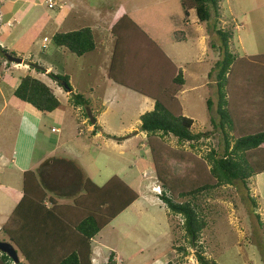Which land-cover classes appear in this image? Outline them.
Segmentation results:
<instances>
[{
	"label": "rangeland",
	"instance_id": "374dc122",
	"mask_svg": "<svg viewBox=\"0 0 264 264\" xmlns=\"http://www.w3.org/2000/svg\"><path fill=\"white\" fill-rule=\"evenodd\" d=\"M91 1L93 2V0H88L91 7L102 8V5H100L102 0H100L99 5H97L98 2L93 4ZM162 1L169 2V8L167 9L170 12L163 14L162 18L159 19L160 21H145H149L150 24L152 23L155 26L157 30L151 32L159 36L158 42L161 45L165 43L162 46L163 50L186 72L185 90L176 94V101L179 107L173 102V109L178 111L179 108L184 116L195 120V124L191 127L192 132L211 131L212 133L209 138L194 144V147H190L187 142L177 143L176 139L171 135L162 136V139L158 140V144L161 146V151L159 152L160 164L163 169L166 168V173L171 178L176 176L188 181L190 179L192 184H200L204 179H208L205 177V170L207 169L203 156L210 148L221 146L220 136L217 131H212V126L209 122L210 117L217 118L214 102L216 101L214 75H211L210 78L207 76L218 58V51L216 49L212 50L206 45L209 36L212 35L210 25L213 19H211L210 23L200 24L197 22V18L196 20H191V18L187 19V17H184L178 2ZM118 2L116 0V4H119V6L117 5L118 7L116 6L114 11L118 9L117 12L120 13H126L134 3L141 5V0H120ZM219 7L220 14L217 18V27H226L230 22L234 26L233 38L230 43L231 50L241 57L264 53V0H220ZM27 8H32L35 12L34 18H41V20H44L53 11L43 4L41 0H29L24 5V9ZM193 13L192 11L191 15L195 18ZM23 20H28L26 15H24ZM49 29L46 28L44 32L37 36L36 44L32 48V59L42 67L43 64L52 63L53 68H56L58 73L62 74L65 73L62 63H66V57H68L66 69L72 75V83L78 87L79 78L81 85L80 88H75L74 92L84 93L83 95L88 100L89 105L88 107L80 105V110H74L70 102L71 94L65 92L56 83L50 82L51 88L61 105L54 112V117L45 115L46 124L51 126L54 122L56 127H62L63 130L60 136L56 133L51 135L49 131L48 134H50L51 139L55 137L65 141L70 139L72 145H77L82 155H80L81 161L86 165L91 178L98 185H101L100 182L104 181L107 175L117 174L120 178L123 177L126 181L132 182V184L128 185L133 190L136 189L139 194L142 190L145 191L141 199L135 202L134 208L132 207L131 211L133 214L130 216L122 215L117 221L109 222L96 237L94 236L95 241L98 238L102 241L107 247V251L103 253L104 251L102 250L99 251L92 248L94 259L91 260V264H107L109 257H111L112 262L113 260L117 261L116 264H199L196 259V247L189 244L188 240L184 238L183 230L180 228L181 217L172 215L165 205L160 204L159 198H155L160 194L161 189L153 171L146 135L139 128V117H137L135 122H132L133 117L139 113V99L133 101L132 98L138 95L133 91L116 87L118 85L107 78L104 69L102 70L103 77L99 83H96L86 69L79 76L75 69L78 70L81 60L79 61L78 57L65 49L62 50L63 52L53 53L54 47ZM175 31H180L183 34L175 35ZM43 36H46L49 41H44L42 48L39 45L41 39L43 40L44 38ZM181 36H186V40L169 42L171 41L170 38H172V41H176V37L180 38ZM213 37L215 38L216 36L214 35ZM56 50L59 52L60 49L56 48ZM88 56L93 57V52L88 53ZM10 61L13 62L12 60ZM180 61L185 64L179 63ZM21 63L17 62V65L20 66ZM151 68L152 66L147 64L144 72L146 73ZM20 72L22 73L23 70ZM34 72V75L38 76L43 82H49L46 76L41 75V72ZM236 78L237 80L233 81V88L230 91L231 101H236L238 98L243 99L246 91V82L244 80L246 76ZM111 87L117 88V92H115L116 98L118 97L121 101L131 99V102L128 106L121 105V101L114 106H108L106 115L109 119L105 120L104 124L113 127V129H118L119 126L127 124V121L130 124L126 128H122L120 132L117 131L124 134L122 136H108L109 134L103 131L98 134L99 136L94 137L87 130L88 126L93 125L88 120L87 112L89 108L96 109V105H94L96 98L100 95L103 96V94L109 95ZM234 94L237 95V98ZM208 98L212 100V103L214 102L210 106L209 111L206 108ZM93 102L94 104H92ZM105 107L107 106L103 108ZM241 107L242 109L245 108L243 103ZM120 108L126 109V113L120 112ZM59 120H62V123ZM82 120L84 121L81 123ZM95 123L94 126L96 125ZM99 124L100 130H102V121ZM79 128L80 131L84 132L80 136L77 135ZM134 131H136L135 134L133 133ZM77 137H80V139ZM81 144L87 148L85 152ZM114 144H117L118 147ZM262 147L264 149V144ZM0 152L3 156L6 153L8 155L11 154L10 148H5L3 144H0ZM130 164L135 165V168H131V172L127 170ZM123 171L124 176L122 174ZM14 176L16 177V174ZM3 177H8V171ZM53 177H57V175ZM50 182L54 183L55 179H51ZM136 182H140V185L142 184V189L139 185H135ZM3 184L6 185V182ZM249 192L257 202V207L255 208L247 200L245 190L239 183L214 188L201 198L200 205L202 206L207 226L202 231L198 244H201V254L207 259L211 258L219 264H264L263 174L257 180V186L254 185V177L251 179ZM146 197L154 199V203L149 202ZM0 200H2L1 197ZM144 204L147 207L146 217L143 216L142 212H139V214L137 212L143 211ZM256 214H258V218H256ZM164 220H167V227L164 225ZM153 225L154 227L152 228ZM3 238L4 236L0 231V239ZM180 247L184 249L179 250L178 248ZM115 250L119 252L118 257L114 252ZM111 252H114V255H110ZM154 259L156 261L152 263L151 260ZM19 260H22V258L20 257Z\"/></svg>",
	"mask_w": 264,
	"mask_h": 264
},
{
	"label": "trees",
	"instance_id": "16d2710c",
	"mask_svg": "<svg viewBox=\"0 0 264 264\" xmlns=\"http://www.w3.org/2000/svg\"><path fill=\"white\" fill-rule=\"evenodd\" d=\"M178 1L184 17H188L189 11H193L200 24L210 23L213 19L210 25L212 35L206 45L218 51V58L207 76L210 78L214 75L217 118L210 117L209 122L212 131L218 132L221 146L210 148L203 156L207 169L205 177L208 179H204L200 184H192L190 179L188 181L176 176L171 178L166 173V168L161 167L159 159L161 146L158 140L162 139V136L171 135L177 143L187 142L190 147H194V144L209 138L212 133L192 132L193 120L184 116L179 108L178 111L173 109V102L179 107L176 94L185 82L183 71L172 64L154 41L128 16H122L126 19L125 25L113 33L117 35L116 43L126 36L125 40L130 42L136 52L146 41L172 67L164 92L148 94L154 100V105L151 110L139 116V128L146 135L153 171L161 189L159 200L172 215L181 217L180 228L189 244L196 247V259L199 264H219L201 254L202 246L198 244L200 235L207 226L200 200L214 188L239 183L245 190L251 206L257 207V202L250 195L249 184L253 177L264 172V53L241 57L231 50L233 23L230 22L226 27H217L220 0ZM118 22L114 29L119 28ZM177 34L183 33L177 31L175 35ZM176 38V41L184 39L183 36ZM51 41L56 47L65 49L77 57L95 49L92 30L87 26L57 31L52 34ZM0 53L15 56L14 52L3 47H0ZM155 59L153 58V63ZM33 66L34 64L30 63V68ZM35 71L42 72L39 69ZM46 75L71 94V103L74 106L88 107L89 102L83 94L72 92L68 74L51 71ZM108 75L115 83L147 93L114 73L109 72ZM245 76L246 91L243 99L231 101L233 81L237 80L236 77ZM13 95L43 114L54 111L60 105L52 88L40 78L29 74L21 76ZM213 103L210 98L207 99L208 111ZM242 103L245 107L243 109ZM91 115L94 116L92 113ZM52 165L56 168L51 171L56 172L57 177L48 179L50 171L42 173L38 170V178L34 172L24 173L22 197L1 226L0 231L4 238L0 240L9 241L14 245L22 258L16 264H91L92 238L138 197L137 192L115 175L102 185H97L71 160L52 158L43 162L40 169ZM51 179H55V182L51 183ZM29 181L35 183L33 191ZM64 183L67 184L66 187ZM63 198H68L67 202L63 200L60 203ZM106 263L114 262L109 257ZM0 264L14 263L5 253L0 252Z\"/></svg>",
	"mask_w": 264,
	"mask_h": 264
},
{
	"label": "crops",
	"instance_id": "0c3cea01",
	"mask_svg": "<svg viewBox=\"0 0 264 264\" xmlns=\"http://www.w3.org/2000/svg\"><path fill=\"white\" fill-rule=\"evenodd\" d=\"M28 1L29 0H0V47L14 52L15 56L17 57L24 58H22L23 60L21 65L18 66L17 62H11L5 56V54L8 53H0V144H3L5 148H10L11 150L10 155L6 153L3 156V154L0 152V193H2V195H0L2 199L0 200V226L6 222L17 202L22 197L24 183L23 179L25 172H34V174H37V172H39L38 170H41L42 173H47V171H50L49 177L57 175L56 172L51 171L52 168H56L55 165L45 166L40 169V166L43 162L48 160L50 161L52 158H61L73 161L80 168V170H82L83 174L86 177L90 178L94 183L98 185V183L95 182L93 178H91L86 165H84V163L81 161L80 150L76 144L72 145L70 139L66 141L63 139L60 140L59 138L56 139V137L54 139H51L50 134L54 135L56 133L60 136L63 128L58 126L56 127L54 122L51 126H48L46 124L47 121L45 120V115H47L48 117H54V112L59 109L61 104L54 111L43 114L33 108L30 104L19 100L13 95V91L18 85L19 78L21 76L29 74L31 76L38 77L34 75V66L32 68H29V66L30 63L36 64L32 59L31 54L33 50L32 48L36 44V38L41 32H44L46 28H50L49 32H51L50 36H52V34L57 31H69L78 29L80 27H89L92 30L95 41V49L91 51L93 52V57L88 56V53L78 57L77 59H79V61L81 60V62L79 64L78 70L75 69V71L80 76V74L83 73L84 69H86L87 73L91 74L96 83H99L100 79H102L103 77L102 70L104 69L106 71L107 78L110 79L108 74L109 72H111L119 76L125 82L127 80L130 85L146 91L147 93L138 92L124 85L115 83L114 81H112V79H110L114 84L118 85L116 87H119V89L124 88L126 90L133 91L134 93H136V95H138L137 97L132 98L133 101L139 99V113L138 115L133 117L132 122H135L137 117H139V115H141L143 112L149 111L153 108L154 100L151 99L152 97H150L149 95H156L164 92L163 90L168 84V78L172 67L167 63V60L165 58L163 59L161 55L159 56L153 46H150L146 41L142 43L140 50L137 52L134 51V48L132 46H130V42L125 40V38H127L126 36L121 37V41H118L116 43L117 35L113 32H116L118 29H120V26L125 25L126 23V19L122 18V16H128L133 22L136 23L137 26L142 28L144 33L149 38H151L155 42V44H157V46L162 50V52L167 56L172 64H174L178 68H181V70L183 71L184 79L186 76L184 68L177 65L176 61L163 50L162 46L165 43L161 45L158 42L159 36L153 33L154 30H157L155 29V26H153L152 23L150 24L149 21H145H160L159 19L162 18L163 14L169 13L170 11L169 9H167L169 8V2L167 1L163 2L162 0H141V5H137L134 3L126 13H120L117 12L118 9L114 11V8H116L117 5L119 6V4H116V0H102V4H100L102 5V8L91 7L88 3V0H52V2L54 3L52 7L54 8L51 7L50 9H52L53 11L50 12L45 19L42 18L44 20H41V18H34L35 12L32 8L24 9V5ZM118 1L120 2V0ZM169 1H172L173 3L178 2L179 4L178 0ZM19 2L20 4H18ZM96 2H98L97 5H99L100 0H93L92 3L96 4ZM112 2L114 3L112 4ZM4 5H6L5 8ZM160 9L164 11H161ZM191 12L192 11H189L187 19L191 18V20H196V17H192ZM24 15H26V19L28 20H23ZM118 20H121V22H118ZM117 22L119 28L114 29V25ZM196 24L199 25L198 23ZM183 38L184 39L182 41H185L186 36ZM170 40L171 41L169 42H177L172 41V38H170ZM47 41H49L48 38ZM43 42L44 41L41 39L39 46H41L42 48ZM53 47V53L63 52V49L56 47L54 44ZM56 48L60 49L59 52H57ZM67 58L68 57H66V63H62V65L63 68H65V73L69 76V82L72 87V92H74L75 88H80L81 85L79 78L77 83L78 87L73 85L72 75L70 74V71L66 69ZM153 58H156L155 63H153ZM25 59L26 61H24ZM179 63L183 62L180 61ZM147 64L148 66H152V68L151 70H147L145 73L144 68L147 66ZM184 64L185 63H183V65ZM43 67L44 71L41 72L42 76L47 77L46 73L51 71L54 73H58L57 69L53 68L52 63L47 65L43 64ZM22 70L23 72L21 73L20 71ZM48 80L49 82H47L46 84L51 87L50 82L53 83L54 81H52L50 78H48ZM184 84H186V79ZM184 90L185 85H183L182 89L178 93L183 92ZM109 92V95H100L98 98H96V103H92L96 105L95 110L92 108L91 110L89 109L93 112L94 116H91L94 118V123L96 122V125L94 126L93 123V125L88 126L87 130H89L94 137L99 136L98 134L103 131H106L109 134L108 136H122L124 134L118 133L117 131L120 132L122 128H126L130 124L129 121H127L128 125L125 124L119 126L118 129H113V127L104 124V121L109 119V117L106 115L108 106H114L121 101L118 97L116 98L115 96L117 88L111 87L109 89ZM70 99H68V101H70ZM130 102L131 99H125L124 101H121V105L128 106ZM104 106L107 107L103 108ZM73 108L74 110H80L79 106L73 105ZM119 111L124 113L126 109L120 108ZM83 121L84 120H82L81 123ZM100 121H102V130H100ZM59 122L62 123V120H59ZM194 124L195 120H193L192 125ZM52 128H55L56 131H52ZM48 131L50 134H48ZM82 133L84 132L82 130L80 131L79 128L77 130V135L80 136ZM132 136H134V134H132ZM77 138L80 139V137ZM114 145L118 147L117 144ZM82 148L84 152L87 150L84 145H82ZM132 167L135 168V165L130 164L129 167H127V170L131 172ZM7 171L8 177H3L4 175H6ZM15 174L16 177L14 176ZM122 174L124 176V171ZM262 174L264 175V172L259 173L254 177V185L257 186V180ZM111 176L112 175H107L106 179L100 182V184L102 185ZM115 176L120 178V176L117 174H115ZM36 177L38 178V174ZM120 179H122L127 185L132 184V182L126 181L123 177H121ZM5 182L6 185L3 184ZM29 183V186H32V189H30L33 191L35 189V183L33 181H29ZM135 185H139L142 189V184L140 185V182H136ZM66 186L67 184H65L64 187ZM150 186L152 185L150 184ZM134 190L136 191V189ZM143 191L144 190H142L140 194L138 193V191H136L138 197L127 208H125L121 213L114 217L110 221V223L117 221L122 215L130 216L131 214H133L131 209L132 207L134 208L135 202L141 199V196L145 193V191ZM146 198L149 199V202L151 201L152 203H154V199L149 197ZM155 198L158 199V197ZM67 199L68 198L61 199L60 203H62L63 200L67 202ZM160 204L162 203L160 202ZM146 211L147 207L144 204L143 211L137 212L138 214L139 212H142L143 216L146 217ZM164 225H167V220H164ZM105 227H103L99 232H101ZM153 227L154 225L152 226V228ZM98 233L96 234V236L98 235ZM94 238H92L91 240V260L94 259V256H92L94 255L92 248L94 250H102L104 251L103 253L107 251V247L102 243V241L99 240V238L97 239L98 241H95ZM114 252L118 257L119 252L117 250H115ZM114 252H111L110 255H114ZM151 261L152 263H154L156 259ZM113 262H115L114 264H116L117 261L113 260ZM159 262L161 261L159 260Z\"/></svg>",
	"mask_w": 264,
	"mask_h": 264
},
{
	"label": "water",
	"instance_id": "95a60500",
	"mask_svg": "<svg viewBox=\"0 0 264 264\" xmlns=\"http://www.w3.org/2000/svg\"><path fill=\"white\" fill-rule=\"evenodd\" d=\"M5 56L9 59L12 60L14 62H18L21 63L22 59L19 57H15V56H11L9 54H5ZM34 68L35 69H39V70H44V67L38 65V64H34ZM87 115L89 117V120L91 123H94V118L91 116V113L88 111ZM136 131H134L133 133L135 134ZM0 252L5 253L14 264H16L19 261V255L18 252L16 250V248L14 247V245L12 243H10L9 241L6 240H0Z\"/></svg>",
	"mask_w": 264,
	"mask_h": 264
},
{
	"label": "built area",
	"instance_id": "2783aa9c",
	"mask_svg": "<svg viewBox=\"0 0 264 264\" xmlns=\"http://www.w3.org/2000/svg\"><path fill=\"white\" fill-rule=\"evenodd\" d=\"M42 3L46 4L47 7H52L53 6V2L51 0H41ZM43 41H47V38L44 37ZM52 131H56V129H52Z\"/></svg>",
	"mask_w": 264,
	"mask_h": 264
},
{
	"label": "clouds",
	"instance_id": "9594fccd",
	"mask_svg": "<svg viewBox=\"0 0 264 264\" xmlns=\"http://www.w3.org/2000/svg\"><path fill=\"white\" fill-rule=\"evenodd\" d=\"M52 1V0H51ZM44 4V3H43ZM46 5V4H45ZM47 6V5H46ZM49 8H51V7H49ZM90 111V110H89ZM90 113H91V111H90ZM158 197V196H157Z\"/></svg>",
	"mask_w": 264,
	"mask_h": 264
}]
</instances>
